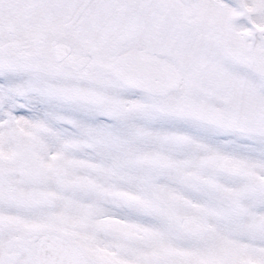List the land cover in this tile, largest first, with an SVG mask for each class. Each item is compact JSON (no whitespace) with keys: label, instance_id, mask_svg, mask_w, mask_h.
I'll return each instance as SVG.
<instances>
[{"label":"snow or ice","instance_id":"snow-or-ice-1","mask_svg":"<svg viewBox=\"0 0 264 264\" xmlns=\"http://www.w3.org/2000/svg\"><path fill=\"white\" fill-rule=\"evenodd\" d=\"M0 264H264V0H0Z\"/></svg>","mask_w":264,"mask_h":264}]
</instances>
